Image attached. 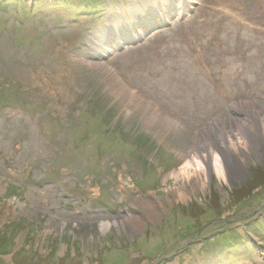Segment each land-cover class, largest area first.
<instances>
[{"label": "rangeland", "instance_id": "obj_1", "mask_svg": "<svg viewBox=\"0 0 264 264\" xmlns=\"http://www.w3.org/2000/svg\"><path fill=\"white\" fill-rule=\"evenodd\" d=\"M164 1L0 0V264H264V137L171 177L264 121V0ZM162 68L190 90L154 99Z\"/></svg>", "mask_w": 264, "mask_h": 264}, {"label": "bare ground", "instance_id": "obj_2", "mask_svg": "<svg viewBox=\"0 0 264 264\" xmlns=\"http://www.w3.org/2000/svg\"><path fill=\"white\" fill-rule=\"evenodd\" d=\"M183 1L184 7L182 8L181 13H184V11L187 8L191 7L193 3V0ZM162 2L167 3L164 0H162ZM167 4L170 5L169 3ZM174 9L170 8L169 13L171 11L174 12ZM155 75L156 79H151L152 83L149 84L154 99H157L159 97L160 92H157V90H162L169 93L171 99L172 97L173 99H175L176 97L181 96V94H183L184 92L190 90V85L184 84L182 83V81L176 80L174 77L171 76V73L166 68H162L159 72L155 73ZM119 96L122 100L126 102L127 100H132L131 95L127 94L122 89H120ZM180 99L181 98H179V100ZM138 108L142 109L143 107L140 106ZM248 110L249 112H252V110ZM252 114L257 113L252 112ZM261 114L264 115V112L262 111ZM262 118H264V116ZM252 120L253 126L250 129L246 128L247 126L243 121H238L237 123H235L236 130L230 129L226 131V129L223 130V128H221V130H217V127H212V129L206 131V136H195L193 138L189 152L183 155V163L181 167L171 175V177L178 184L179 200L187 199L186 185L188 186V190L191 193H194L202 188L204 189L205 187H207L208 181H210L213 175L216 176L217 179L222 183L228 180V173L222 154L223 152H221L223 148L235 152L239 151V149H245V147L248 145L247 140H249L248 136L251 134H249L250 131H255L259 136L264 137V121L260 120L257 122L254 118H252ZM219 122L224 125V119L221 118L219 120H214L212 125L217 126ZM216 132L217 134L220 133L218 135V140L212 139V137L214 136H211L212 133ZM156 214L157 211L155 207H152L151 216H155ZM112 225V223H103L101 224V228L103 230H106Z\"/></svg>", "mask_w": 264, "mask_h": 264}]
</instances>
